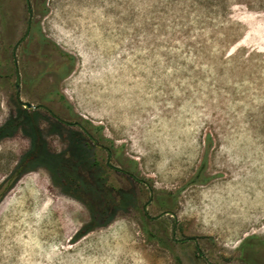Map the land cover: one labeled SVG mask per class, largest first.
Wrapping results in <instances>:
<instances>
[{"label": "rangeland", "instance_id": "rangeland-1", "mask_svg": "<svg viewBox=\"0 0 264 264\" xmlns=\"http://www.w3.org/2000/svg\"><path fill=\"white\" fill-rule=\"evenodd\" d=\"M28 5L13 51L26 2L0 0V128L16 120L0 184L31 157L0 198V264H264V0ZM16 76L20 101L99 135L135 180L92 148L94 179L74 147L86 138L26 114ZM55 155L80 186L61 184ZM148 191L146 215L173 213V235L170 216L146 218Z\"/></svg>", "mask_w": 264, "mask_h": 264}, {"label": "trees", "instance_id": "trees-1", "mask_svg": "<svg viewBox=\"0 0 264 264\" xmlns=\"http://www.w3.org/2000/svg\"><path fill=\"white\" fill-rule=\"evenodd\" d=\"M18 104V103H17ZM19 105V104H18ZM20 106V105H19ZM21 107V106H20ZM24 110V112L26 113V114H28L29 116H31V115H37V113L36 112H32V111H28V110H25V109H23ZM26 117H27V115H26ZM16 121V120H15ZM15 121H8L7 123H5V125H3L1 128H0V136H5V135H7V134H9L8 133V129H10L11 127H13L14 126V124H16V123H14ZM85 127V126H84ZM99 128L98 127H96V128H94V130H98ZM87 130V129H86ZM68 135L70 136V135H72V133L71 132H68ZM96 139H97V141L98 142H100V137H99V135H97L96 136ZM74 147H75V149H76V151L77 150H79V151H82L83 153H84V155L82 156V158L81 159H84L85 160V165H86V168L87 169H92V168H96V170H99L94 176H95V178L94 179H99V175L101 174V173H103L102 171H100V169H98L97 167H99V162L98 161H96L95 159H93V157L91 156V155H89L88 156V152L90 153V151H91V149L92 148H94L93 146H91L90 145V143H89V141L87 140V138L85 139V140H82L81 138H77L76 139V142H75V145H74ZM35 148H37V143L35 144H33L32 145V147L30 148V153L31 152H33L34 150H35ZM60 155H55V157H53L54 159H57V160H54L55 162H56V168H57V170L59 171V175L62 173L64 176H60V182H61V184H63L64 186L65 185H73L74 187H78V186H80L81 184L79 183V182H77V177L74 175L75 174V171H74V167H72V164L71 165H68V169H70V171H68V170H66V168L64 169V168H62L61 167V162L62 161H60L59 160V157ZM30 162H31V157L29 156V153L26 155V156H24V157H22L20 160H19V162L13 167V170H12V172L10 173V175L6 178V180L5 181H2L1 182V184H3V182L4 183H8V185H6L1 191H0V198L3 196V194H4V192L9 188V186L14 182V180H15V178L17 177V175L22 171V170H24L29 164H30ZM63 163V162H62ZM105 166V165H104ZM105 168H107L106 166H105ZM65 171V172H64ZM100 172V173H99ZM122 173H124V174H126V175H128L129 176V178H131V179H134V177H133V175H131V174H128L127 172H125V171H122ZM104 174V173H103ZM94 183V186L96 187V189H97V191H98V189H99V183L97 182V181H94L93 182ZM1 184H0V186H1ZM89 187H91V186H89ZM72 196V195H71ZM101 200H103V202L105 203V204H108L109 203V200H110V198L108 197V195H106L105 193L103 194H101ZM75 198V197H74ZM123 199L127 202V201H131V198H129V197H127V196H123ZM125 203H123L122 201H116L115 202V204H114V206L115 207H121V206H123ZM105 209H101V211H104ZM98 216H97V214H95V212H92V221H94V222H96L98 219ZM86 231V228H83V229H81V231H79L78 233H77V236L78 235H81V234H83L84 232ZM150 234V233H149ZM150 236L152 237V235L150 234Z\"/></svg>", "mask_w": 264, "mask_h": 264}, {"label": "water", "instance_id": "water-1", "mask_svg": "<svg viewBox=\"0 0 264 264\" xmlns=\"http://www.w3.org/2000/svg\"><path fill=\"white\" fill-rule=\"evenodd\" d=\"M26 2V8H27V16H28V19H27V22H26V32L22 35L21 39L16 43V45L13 47V51H15L16 49V46L22 41V39H24L27 35V30H28V25L30 23V18H31V10H30V7L28 5V0H25ZM14 88H15V100L16 102L21 106V108L23 109H26V110H36L37 108H39L40 106H34L30 103H27V102H22L20 101L19 99V81H18V77L16 76V79H15V83H14ZM91 142L92 144L98 148V149H101L103 148L99 143L98 141L95 139V138H91ZM106 164L109 165V156L107 157L106 159ZM145 184V183H144ZM148 194H149V199L148 201L144 204L143 206V212L146 214V207L147 205L149 204L150 202V198H151V192L148 191ZM165 215H168L172 218L173 220V228H172V235L174 234V227L176 225V217L173 213L169 212V211H165V212H161L160 214H158L157 216L154 217V219H158L162 216H165ZM182 241H186V239H182V240H176L177 243H180ZM193 242L195 243V240H193ZM201 258H203L207 264H211L209 263L202 255H200Z\"/></svg>", "mask_w": 264, "mask_h": 264}, {"label": "flooded vegetation", "instance_id": "flooded-vegetation-1", "mask_svg": "<svg viewBox=\"0 0 264 264\" xmlns=\"http://www.w3.org/2000/svg\"><path fill=\"white\" fill-rule=\"evenodd\" d=\"M17 47V46H16ZM34 106H40L39 108H37L36 110H28V111H32V112H36L38 113L39 111L40 112H44L47 116H49L50 118H52L57 124L61 125V126H67V127H76L80 133L85 137L87 138V140L89 141L90 145L93 146L94 148H96L92 142H91V138H94L90 133H88V131L85 129V127L82 125V124H79V123H76V122H73V123H69V122H66L60 118H58L57 116L54 115V113L52 111H50V109H48L47 107L43 106V105H34ZM23 109V108H22ZM26 110V109H25ZM96 139V138H95ZM97 140V139H96ZM103 148L101 149H98L99 151H104L107 153V156H106V159L107 157L109 156V165L106 164V161H105V166L108 168V169H115L116 171H119L122 173V170H119L118 168L116 167H113L110 165V152L109 150L107 149V147H105L104 145H102L100 142H98ZM132 180H135L132 179ZM137 180V179H136ZM142 184L146 187L147 189V185L146 183L144 184V182H142ZM150 202H151V198H150ZM145 214V213H144ZM146 218L148 220H151V221H155V220H158V219H154V217H149L145 214ZM187 240V239H186ZM193 241V240H192ZM203 259V258H202ZM204 260V259H203ZM205 261V260H204ZM206 262V261H205Z\"/></svg>", "mask_w": 264, "mask_h": 264}]
</instances>
